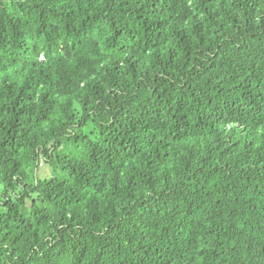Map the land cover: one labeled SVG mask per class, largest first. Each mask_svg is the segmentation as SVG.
<instances>
[{
  "label": "trees",
  "instance_id": "obj_1",
  "mask_svg": "<svg viewBox=\"0 0 264 264\" xmlns=\"http://www.w3.org/2000/svg\"><path fill=\"white\" fill-rule=\"evenodd\" d=\"M0 264H264V0H0Z\"/></svg>",
  "mask_w": 264,
  "mask_h": 264
}]
</instances>
